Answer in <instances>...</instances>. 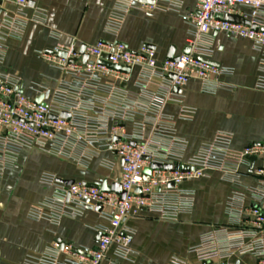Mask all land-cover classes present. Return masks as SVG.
<instances>
[{"label":"built area","instance_id":"obj_1","mask_svg":"<svg viewBox=\"0 0 264 264\" xmlns=\"http://www.w3.org/2000/svg\"><path fill=\"white\" fill-rule=\"evenodd\" d=\"M169 1L174 9L184 2ZM196 1L198 11L189 16V53L158 62L153 48L144 46L133 51L120 41L86 44L83 52L78 43L56 47L42 53L64 75L48 101L26 96L16 76L0 75V175L15 165L24 148L45 150L71 159L83 168L102 151H108L113 157L103 158L102 165L110 171H119L118 177L108 183L117 182L126 192L123 197L120 192L102 190L85 182L65 184L54 175H43L42 182L53 185L55 192L29 209L30 218L48 217L58 223L62 217H77L87 208L100 207L99 212L109 225L100 229L94 248L79 250L69 245L61 249L59 243H54L42 255L29 258L24 264H100L112 245L116 247L117 257L126 259L135 232L125 224L126 220L143 212L163 220H178L182 214L191 212L194 205V191L184 187V183L208 170H220L233 182H239L243 173L254 175L259 183L253 194L256 202L246 204L244 195L235 193L227 205L232 221L202 233L199 242L189 249L196 255V262L175 258L170 264H237L235 257L246 255L254 258L252 264H264V209L259 203L264 204V143L246 146L240 160L233 161L229 157L232 135L220 131L186 160V140L176 136L174 118L163 111L167 102L182 103V89L191 79H199L202 91L208 94L226 87L220 77L232 74L233 69L208 62L214 52V33L253 41L262 54L258 87L264 90V0ZM7 2L15 3L16 10L5 9ZM136 6L155 5L116 0L106 31L117 35L125 15ZM29 7V0H0V54L5 40L24 36ZM238 7L247 10L241 16L257 25L256 28L218 17L236 14ZM33 18L43 22L45 12L37 8ZM59 51H64L66 56L59 55ZM103 55L108 57L105 59ZM104 60L131 70L110 67ZM134 67L141 69L136 94L121 86L128 81ZM155 79L157 89L152 91L150 85ZM62 112L69 116L62 117ZM193 112L183 107L181 117L190 119ZM249 157H255L253 165ZM258 161L263 164H257ZM154 163L173 167L153 168L149 180H145V169ZM241 166L247 167V171L243 172ZM138 187L140 192L136 191ZM62 251L67 254L66 259L60 258Z\"/></svg>","mask_w":264,"mask_h":264},{"label":"crops","instance_id":"obj_2","mask_svg":"<svg viewBox=\"0 0 264 264\" xmlns=\"http://www.w3.org/2000/svg\"><path fill=\"white\" fill-rule=\"evenodd\" d=\"M29 1L24 36L8 38L3 43L0 75L16 76L26 96L46 101L64 75L42 53L73 43L120 41L133 51L144 46L153 48L161 62L171 47H175L174 55L184 52L191 29L189 16L198 11L196 0H184L179 9L172 8L169 0H157L152 8L131 9L119 33L114 35L105 27L116 0ZM4 8L13 12L17 6L7 2ZM37 8L45 12L43 22L33 18ZM236 11L240 16L247 12L240 7ZM213 38L212 60L233 69L232 74L220 77L226 87L208 94L202 91L199 79H191L182 89V103L167 102L163 111L174 118L176 136L186 140V160L196 155L204 142L224 131L232 135L229 157L239 161L246 146L264 143V90L258 87L262 54L252 40L244 37L214 33ZM140 73L141 69L134 67L128 81L121 86L136 94ZM157 82L155 79L150 85L152 91H156ZM183 107L193 109L190 119L181 117ZM112 157V153L102 151L83 168L71 159L39 148L23 149L15 165L0 175V264H24L27 259L42 255L54 243H59L61 249L69 245L79 250L94 248L100 229L109 225L96 208H87L77 217H62L58 223L48 217L32 219L29 209L54 195L55 187L42 182L43 175H54L58 181L110 183L119 171L108 170L102 160ZM241 170L246 172L247 167L241 166ZM239 180L233 182L220 170H208L203 176L186 181L184 187L194 191L191 212L175 221L147 212L129 217L125 224L135 231L130 254L126 259L119 258L112 245L100 264H170L175 258L195 263L196 255L189 249L199 242L202 233L232 221L227 205L233 195L243 194L246 204L256 202L253 194L259 186L257 177L243 173ZM259 203L264 209V204ZM67 257L65 251L60 253L61 259ZM234 260L237 264L255 262L250 255Z\"/></svg>","mask_w":264,"mask_h":264},{"label":"water","instance_id":"obj_3","mask_svg":"<svg viewBox=\"0 0 264 264\" xmlns=\"http://www.w3.org/2000/svg\"><path fill=\"white\" fill-rule=\"evenodd\" d=\"M138 2H141V3H145V4H150V5H155L157 0H136ZM219 18H222V19H225V20H230V21H235V22H240V23H243V24H247V25H251L252 27H257V25L255 24H252L248 19H246L245 17L243 16H240V15H237V14H231V13H225V14H221V15H218ZM264 29V27H263ZM85 44H83L81 46V52L84 51L85 49ZM190 47L189 46H186V48L184 49V53H189L190 52ZM52 50H48V52H51ZM174 53H175V47H171L168 55H167V58H172L174 57ZM59 55L61 56H66V53L64 51H59ZM108 56L107 55H103V58H107ZM88 58V55L85 54L84 55V60H87ZM201 58V57H199ZM104 62L105 64L109 65L110 67H114L116 69H121V70H124V71H127L129 72L131 70L130 67H126V66H123V65H118V64H113V63H110L108 61H102ZM209 63L213 64V65H216V66H219V63L214 61V60H209L208 61ZM172 77H175V75H171ZM37 100H42V99H37ZM61 116L62 117H68L69 114L66 113V112H62L61 113ZM250 161H251V164L253 165V163L255 162V157H249ZM173 166L170 165V164H167V165H160V164H157V163H154L151 165V167H148L145 169V173H144V178L145 180H149L150 178V174H151V171L153 168H167V169H171ZM60 182L62 183H65V184H72L74 183L75 181L74 180H61L59 179ZM87 183V182H85ZM91 186H95V187H99L100 189L102 190H106V191H116V192H120V194L125 197L126 196V192L125 191H122L121 189V185L117 182H114L112 183L111 185L108 183L107 180H104L101 184H97V183H87ZM171 186L173 185L172 183L170 184ZM136 191L137 192H140L141 191V188L138 187L136 188ZM97 210H100V207L97 208Z\"/></svg>","mask_w":264,"mask_h":264},{"label":"bare ground","instance_id":"obj_4","mask_svg":"<svg viewBox=\"0 0 264 264\" xmlns=\"http://www.w3.org/2000/svg\"><path fill=\"white\" fill-rule=\"evenodd\" d=\"M25 149V148H24Z\"/></svg>","mask_w":264,"mask_h":264}]
</instances>
